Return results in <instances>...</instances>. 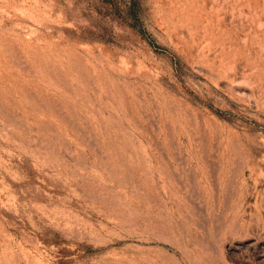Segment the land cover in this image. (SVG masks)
Instances as JSON below:
<instances>
[{
  "label": "rangeland",
  "instance_id": "1",
  "mask_svg": "<svg viewBox=\"0 0 264 264\" xmlns=\"http://www.w3.org/2000/svg\"><path fill=\"white\" fill-rule=\"evenodd\" d=\"M0 264H264V0H0Z\"/></svg>",
  "mask_w": 264,
  "mask_h": 264
}]
</instances>
